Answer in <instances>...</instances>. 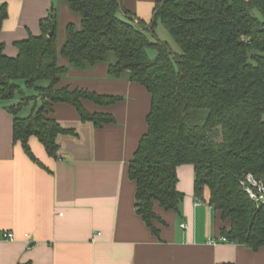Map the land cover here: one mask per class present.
Listing matches in <instances>:
<instances>
[{
	"label": "trees",
	"instance_id": "16d2710c",
	"mask_svg": "<svg viewBox=\"0 0 264 264\" xmlns=\"http://www.w3.org/2000/svg\"><path fill=\"white\" fill-rule=\"evenodd\" d=\"M0 30L7 0H0ZM79 18L67 23L57 45L58 5ZM161 24L178 52L155 34ZM40 34L16 43L15 58L0 44V99L20 103L13 115V142L35 158L29 138L57 158L56 138L72 134L48 117L54 104H66L95 128L114 123L112 115L90 113L88 101L109 107L121 98L87 90L57 89L70 70L106 67L108 79L128 81L150 96L147 131L128 165L135 183V209L154 236V206L178 212L177 168L191 165L194 195L220 214L227 243L257 251L264 246V204L242 186L248 176L264 186V0H162L149 23L136 20L121 0H55L39 24ZM50 33H52L51 36ZM148 51L155 53L150 58ZM46 87H36L39 82ZM34 89L26 96L20 87ZM35 101L30 115L18 117Z\"/></svg>",
	"mask_w": 264,
	"mask_h": 264
},
{
	"label": "crops",
	"instance_id": "0c3cea01",
	"mask_svg": "<svg viewBox=\"0 0 264 264\" xmlns=\"http://www.w3.org/2000/svg\"><path fill=\"white\" fill-rule=\"evenodd\" d=\"M161 1L121 3L133 18L149 23ZM54 2L7 0V19L0 30L5 56L15 58L16 43L40 34L39 24ZM57 8L61 46L66 24L78 25L79 18L65 5ZM20 87L26 95L27 89ZM63 87L121 98L109 107L82 102L90 113L112 115L114 123L95 128L82 122L73 107L54 104L48 117L73 133L57 136L56 159L35 137L29 138L41 168L13 142L14 117L8 109L20 98L0 99V232L14 236L13 241L0 238V264H264V246L252 251L220 241V230L229 224L205 202L195 205L191 165L177 168V190L183 195L178 212L154 206L157 237L137 214L128 165L147 131L150 96L143 87L108 79L104 65L70 70L56 88ZM31 103L22 106L18 117L30 115L36 105Z\"/></svg>",
	"mask_w": 264,
	"mask_h": 264
},
{
	"label": "built area",
	"instance_id": "2783aa9c",
	"mask_svg": "<svg viewBox=\"0 0 264 264\" xmlns=\"http://www.w3.org/2000/svg\"><path fill=\"white\" fill-rule=\"evenodd\" d=\"M245 188V192L249 195V197L258 204H264V186L261 182L255 181L251 176H248L246 182L242 184ZM203 202L199 199L195 200V205L200 206ZM183 228L185 226H182ZM0 238L2 240L13 241L14 236L9 232H0ZM223 243L227 241L224 238L220 240Z\"/></svg>",
	"mask_w": 264,
	"mask_h": 264
},
{
	"label": "rangeland",
	"instance_id": "374dc122",
	"mask_svg": "<svg viewBox=\"0 0 264 264\" xmlns=\"http://www.w3.org/2000/svg\"><path fill=\"white\" fill-rule=\"evenodd\" d=\"M155 34H156V37L160 41L166 42L170 46V48H171V50L173 52H178L177 46L175 45V43L173 42V40L171 39V37L169 36V34L167 33V31L165 30V28L161 24H157V26L155 28ZM59 35L60 34L57 33V45H58V47H60V41H59L60 38H59ZM64 39H65V36L63 38V41H64ZM148 55L152 59V58H154L155 53L153 51H148ZM38 85L44 86V85H47V83L42 81V82H39ZM34 92H35V90L33 91V89L32 90H28L27 89L26 90V95L27 96L35 95ZM36 95H38V92L36 93ZM29 104H30V106H32V103L31 102L28 103V105ZM18 115L21 116V114H18Z\"/></svg>",
	"mask_w": 264,
	"mask_h": 264
},
{
	"label": "water",
	"instance_id": "95a60500",
	"mask_svg": "<svg viewBox=\"0 0 264 264\" xmlns=\"http://www.w3.org/2000/svg\"><path fill=\"white\" fill-rule=\"evenodd\" d=\"M52 35V33H50V35L49 36H51ZM262 180L264 181V177L262 178Z\"/></svg>",
	"mask_w": 264,
	"mask_h": 264
}]
</instances>
